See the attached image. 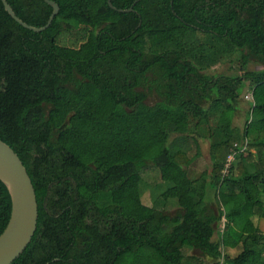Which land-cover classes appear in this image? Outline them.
<instances>
[{"label":"trees","instance_id":"obj_1","mask_svg":"<svg viewBox=\"0 0 264 264\" xmlns=\"http://www.w3.org/2000/svg\"><path fill=\"white\" fill-rule=\"evenodd\" d=\"M6 1L33 27L52 12L43 0ZM51 1L59 13L40 33L0 1V140L38 210L11 264H264V0H111L127 13L107 0ZM224 61L238 72L211 73ZM199 140L212 169L191 179ZM9 215L0 182V234Z\"/></svg>","mask_w":264,"mask_h":264},{"label":"water","instance_id":"obj_2","mask_svg":"<svg viewBox=\"0 0 264 264\" xmlns=\"http://www.w3.org/2000/svg\"><path fill=\"white\" fill-rule=\"evenodd\" d=\"M5 12L24 29L40 33L46 30L59 13L58 5L51 0H43L52 8V12L43 27H33L13 12L6 0H0ZM172 2V0H171ZM108 6L119 12L107 0ZM0 182L6 187L10 197V215L8 222L0 234V264H11L25 250L36 230L38 210L35 191L22 161L6 143L0 140Z\"/></svg>","mask_w":264,"mask_h":264},{"label":"rangeland","instance_id":"obj_3","mask_svg":"<svg viewBox=\"0 0 264 264\" xmlns=\"http://www.w3.org/2000/svg\"><path fill=\"white\" fill-rule=\"evenodd\" d=\"M73 38L66 36L63 37V44L65 45H69L71 44ZM233 59H236L233 57ZM238 62L235 61H224L223 63L215 66L212 68L211 73H224V74H231L233 72H238L237 66H238ZM235 69H234V68ZM261 67L259 65H257L256 63H249L248 66L246 67V70L248 71H254V70H259ZM245 71V70H243ZM243 71L239 72V74L243 73ZM248 90L247 87L243 90L242 94H241V98L240 101L238 102L237 105V109L236 112L233 116V125L235 127H237L240 131H242L243 127H244V123H245V119H246V114L249 111V103L248 100L246 99V95H248ZM159 99L155 96V95H151L148 100L146 101V103L148 105H152L156 102H158ZM209 141L207 140H199V146H200V154L198 156V158L188 167L187 172H188V176L191 179H195L200 177V175L204 174L209 178L210 176V171L212 169V163H211V159H210V155H209ZM193 151V150H192ZM244 153V152H243ZM233 160V156H231V158H229V162ZM143 178L145 181V184H147L150 187H153L154 185H156L157 183H161L160 182V177L159 174L157 173V171L150 167L145 170L143 172ZM142 201L147 204L150 205L151 203V197H150V193L148 190H142ZM209 197L211 198V201L213 202V195H209ZM212 207L215 208L214 203H212ZM175 209H171V211H174ZM222 228V224L218 225L217 230H221ZM260 230L262 232H264V221L260 222ZM217 239V234L214 235L213 240ZM237 252V250H233L230 251V255L233 256L235 255V253ZM183 254L184 255H194V256H201L199 251L196 250H192L190 248H184L183 249ZM202 261L203 264H208V259L202 257Z\"/></svg>","mask_w":264,"mask_h":264},{"label":"built area","instance_id":"obj_4","mask_svg":"<svg viewBox=\"0 0 264 264\" xmlns=\"http://www.w3.org/2000/svg\"><path fill=\"white\" fill-rule=\"evenodd\" d=\"M246 99H251V96H250V95H247V96H246Z\"/></svg>","mask_w":264,"mask_h":264}]
</instances>
